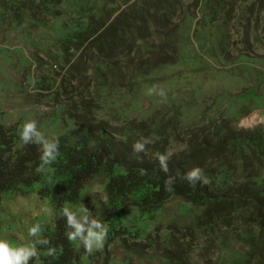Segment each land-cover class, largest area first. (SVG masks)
I'll use <instances>...</instances> for the list:
<instances>
[{
    "label": "rangeland",
    "instance_id": "1",
    "mask_svg": "<svg viewBox=\"0 0 264 264\" xmlns=\"http://www.w3.org/2000/svg\"><path fill=\"white\" fill-rule=\"evenodd\" d=\"M82 1L57 2L55 18L39 3L0 0L1 125L20 133L25 123L35 121L49 140L70 136L77 123L105 128L116 139L142 123L171 126L162 146L175 158L213 139L215 127L224 122L229 134L264 133V0H94L92 6L103 8L97 26L130 20L138 33L129 32L123 44L111 42L112 58L71 42L78 31L74 28L88 22L75 8ZM143 44L148 50L139 49ZM163 61L168 63L141 84L140 75ZM19 144L24 145L21 139ZM234 159L240 185L242 156L229 152L221 164L231 165ZM259 165L260 160L253 162L254 169ZM102 189V181L85 189V208L91 204L88 193L98 202ZM181 203L171 202L156 220H138L136 228L150 235L130 238L127 248L104 249L103 241L92 264H264V235L259 261L246 242L253 229L248 220L232 227L236 238L226 230L196 231L199 211ZM72 212L80 222L84 211ZM52 218V207L36 195L4 196L0 239L24 245L35 239L27 235L29 227L39 224L40 238Z\"/></svg>",
    "mask_w": 264,
    "mask_h": 264
},
{
    "label": "trees",
    "instance_id": "2",
    "mask_svg": "<svg viewBox=\"0 0 264 264\" xmlns=\"http://www.w3.org/2000/svg\"><path fill=\"white\" fill-rule=\"evenodd\" d=\"M61 1L65 0H28L34 7L37 3L44 6L55 18L59 13L54 8ZM117 1L111 0L110 3ZM93 2L84 0L79 7H75L88 22L85 26L74 28L78 31L71 42L78 49L87 45L89 49L112 58L116 52L111 42L116 40L123 44L124 36L129 32L137 36V30L133 29L130 20H117V25L107 28L97 26L96 16L103 14V8L97 9L95 5L92 6ZM21 9L25 10L24 7ZM141 18H144V14H141ZM126 49L123 48V55ZM139 49L148 50V46L143 44ZM126 56L129 58L130 53ZM165 63L168 62H159L140 75V83H146L148 75ZM110 67L117 70V65ZM76 127L77 130L70 136L55 139L59 143V154L55 161L44 165V171H38L43 163L40 159L43 145L34 137L22 146L15 128L0 124V205L4 196L36 195L53 210L52 221L43 226L40 237L48 242L36 245L38 258L31 257L28 264H92L99 258L100 248L89 253L82 240H69L68 234L76 229L69 225L67 216L63 214L65 207L71 211L84 210V216L80 219L85 228L84 236H87V229L95 221L106 232L104 249L120 245L127 248L130 238H147L150 235L145 236L144 231L136 228L137 221L141 218L156 220L175 200H180L182 206L199 211L193 223L196 231L217 233L226 230V235L236 238V231H232V227L248 220L253 229L249 231L251 234L246 239L247 245L250 253H256L259 256L257 260H262L263 132L229 134L224 122L215 127L213 139L206 138L204 143L194 144L188 154L175 158L168 157L166 146H162L167 134L165 130L171 129V126L161 129L144 123L134 125L123 139H116L114 132H108L105 128L80 126L78 123ZM138 135L146 136L148 141H141ZM137 143L143 145L139 151L134 147ZM229 152L233 157L240 155L243 158L244 173L240 185L236 176V159L231 165L221 164V159ZM257 160H260V165L254 169L253 162ZM196 168L201 170L200 175L190 181L188 174ZM98 181L103 182L101 198L98 202L94 201L90 191L88 202L91 204L85 208L83 193ZM90 208L92 211L86 214ZM101 228L92 229L100 232ZM35 239H32L33 242ZM51 249L55 251L49 256L47 252ZM220 249H225V242H222ZM248 255L245 261L249 260ZM169 264L180 263L170 260Z\"/></svg>",
    "mask_w": 264,
    "mask_h": 264
},
{
    "label": "clouds",
    "instance_id": "3",
    "mask_svg": "<svg viewBox=\"0 0 264 264\" xmlns=\"http://www.w3.org/2000/svg\"><path fill=\"white\" fill-rule=\"evenodd\" d=\"M20 139L24 144L29 143L33 136L37 138V142L43 145V155L40 157L42 164L38 171H44V165H48L55 161L58 152V141L47 139L44 134L37 130L35 121L27 122L23 125L22 131L19 133ZM137 151L143 148V145L137 143L135 146ZM200 169L196 168L188 174V179L192 181L194 178H198L200 175ZM81 211H84L83 209ZM63 214L67 216L69 225L75 227L76 231L68 234V238L71 241L81 240L89 253L93 251V248H102L103 241L105 239V229L101 228V225L97 222H93L92 227L87 229V236L83 233L85 228L83 224L78 222L76 213L72 212L69 208L63 209ZM86 220V217H85ZM92 228H101L100 232H95ZM41 232L39 224H35L27 229V235L31 238H36L35 241L29 240L24 245L12 246L7 240L0 239V264H28L31 257L38 258V250L36 245L47 243V240L38 238V234ZM55 249H51L47 252V255H53Z\"/></svg>",
    "mask_w": 264,
    "mask_h": 264
}]
</instances>
